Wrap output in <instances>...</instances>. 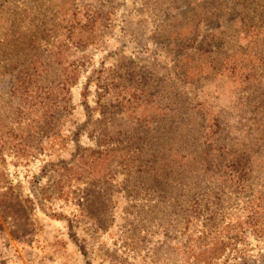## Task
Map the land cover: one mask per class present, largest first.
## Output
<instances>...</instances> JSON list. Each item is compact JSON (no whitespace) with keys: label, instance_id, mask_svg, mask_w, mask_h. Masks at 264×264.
<instances>
[{"label":"rangeland","instance_id":"374dc122","mask_svg":"<svg viewBox=\"0 0 264 264\" xmlns=\"http://www.w3.org/2000/svg\"><path fill=\"white\" fill-rule=\"evenodd\" d=\"M196 1L0 0L34 69L12 95L0 76V264H264L256 90L240 57L188 63L198 88L176 75ZM231 153H251L247 188Z\"/></svg>","mask_w":264,"mask_h":264},{"label":"trees","instance_id":"16d2710c","mask_svg":"<svg viewBox=\"0 0 264 264\" xmlns=\"http://www.w3.org/2000/svg\"><path fill=\"white\" fill-rule=\"evenodd\" d=\"M196 4L194 6L198 7L196 21L186 25L187 28L194 27V33L187 39L189 42L193 39L190 47L187 46L189 42L186 38L176 43L177 60H181L184 65L182 67L184 69L176 75L185 88L188 86L198 88L202 78L199 77V80H196V77L190 78L188 72L191 67L188 63L200 68L204 65L203 59L208 57L209 61L205 62L212 67V76H215L231 60L237 65L240 57L242 63L238 66L244 73L243 93L255 89L256 97L245 93L239 98L241 101L245 98L247 101L245 103L252 105L254 110L260 108V114L264 117V0H198ZM210 23L212 26L208 28ZM199 27H201L199 35L195 38V29ZM233 29L237 33L236 37L233 36ZM7 32L9 31L3 30L0 35V76L10 77L12 83L10 95H12L23 80L22 71H27V75L31 77L33 68L29 63L23 64L18 58L15 49H18L20 43L16 40H8ZM242 39L246 41L244 45L241 43ZM5 46L8 49L5 50ZM186 121L188 120L182 117V122L186 123ZM205 129L206 125L202 127V130ZM250 154L234 156L231 153L232 160L229 167L231 171L228 173V177L236 180L237 185L245 188L249 185L251 170L254 167L251 164Z\"/></svg>","mask_w":264,"mask_h":264}]
</instances>
